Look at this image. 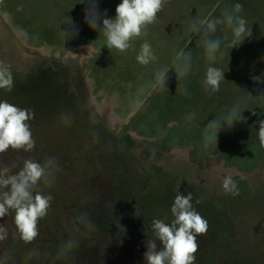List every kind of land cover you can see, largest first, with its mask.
Here are the masks:
<instances>
[{"label": "rangeland", "instance_id": "1", "mask_svg": "<svg viewBox=\"0 0 264 264\" xmlns=\"http://www.w3.org/2000/svg\"><path fill=\"white\" fill-rule=\"evenodd\" d=\"M120 2L95 0L102 18H114ZM237 3L243 5L237 15L246 20L251 33L241 42H233L227 23L217 24L213 33L206 27L193 30L198 20L223 19V13ZM87 7V0H0V62L10 66L14 78L11 92L0 89V101L34 113L29 124L35 140L31 151L10 148L6 155L0 154V174L26 159L47 163L51 158L54 183L49 187L42 182L37 190L53 197L48 225L54 224L56 212L62 229L71 233L74 246L66 252L72 261L79 259L81 240L75 221L89 227L88 215L78 214L90 205L92 196L81 198L84 186L101 174L144 180L150 171L151 191L156 193L178 179L190 184L186 181L174 188L175 193L205 185V191H194L199 199L193 207L208 218L209 225L206 234L197 235L195 264H210L209 251L228 243L245 250L250 247L264 264V147L258 134L259 122L264 120V0H166L146 35L134 38L124 52L107 48L104 34L85 19ZM70 27L77 34L65 39L63 31ZM206 39L221 40L215 61L207 58ZM145 42L156 59L142 65L136 57ZM181 50L185 56L178 58ZM189 62L190 69L180 76ZM209 67L224 72L215 92L204 83ZM164 69L167 78L161 87L157 73ZM234 108L243 112L246 121L229 126L227 117ZM105 126L120 141L114 155L124 160L113 171L101 154ZM215 133L217 142L205 148L206 135ZM129 155L139 163L135 159L128 164ZM226 176L237 183L239 193L263 196L248 206L253 214L242 219L243 226L235 225V234L218 236L211 217L216 214L222 222L223 208L217 199L209 198L230 194L222 187ZM62 197L76 207V217L62 212ZM161 202V207L151 205L160 207L157 211L165 213L170 224L173 200ZM56 235L65 244L61 232ZM231 264L252 263L245 257Z\"/></svg>", "mask_w": 264, "mask_h": 264}, {"label": "clouds", "instance_id": "2", "mask_svg": "<svg viewBox=\"0 0 264 264\" xmlns=\"http://www.w3.org/2000/svg\"><path fill=\"white\" fill-rule=\"evenodd\" d=\"M85 2V0H83ZM88 7L85 9V19L89 26L99 29L106 37L108 49H116L120 52L126 51L131 46L134 38L146 35L147 26L156 22L157 14L162 10L166 0H121L116 6L115 17H101L95 0H87ZM243 9V5L237 3L232 11H225L223 19H202L193 25L195 32L207 29L208 33L216 31L217 24L227 23L232 28L233 42H241L250 36V29L246 26V20L237 15ZM102 20V24H101ZM70 26L71 20L65 21ZM64 38H73L77 34L74 27L63 31ZM206 54L209 61L217 59V53L221 47L220 39H206L204 42ZM185 56L183 50L179 57ZM137 61L147 65L156 59L151 45L147 42L141 45ZM190 61V56L186 57ZM190 69V62L185 63L179 75L184 76ZM166 69L157 73V82L161 87L166 83ZM224 72L216 67H209L205 74V85L213 92L219 90ZM14 87V78L10 66L0 62V89L11 92ZM142 103V102H141ZM243 112L234 108L227 117V124L231 126L236 120L246 121ZM34 118V113L28 109L17 107L8 101H0V154L10 148L12 150L31 151L35 147L29 121ZM260 146L264 147V120L259 122ZM219 127V126H218ZM213 141L217 142V133L206 135L205 148ZM51 158L47 163H41L32 159H26L23 167L16 173L7 174L8 169L0 174V218L5 217L10 210L15 212L14 223L20 238L25 243H30L39 235L38 223L44 218L53 197L45 195L37 189L44 182L47 186L54 183V176L49 172ZM222 187L233 195L239 194L237 183L231 176H226ZM193 195L177 194L171 205L172 222L165 223L164 220L155 219L152 229L156 238L162 244L157 250L155 242L148 244V251L144 254L147 264H195V253L198 251L197 235L206 234L208 221L204 219L193 207ZM122 227V226H121ZM4 229L0 227V233ZM0 239H3L0 236Z\"/></svg>", "mask_w": 264, "mask_h": 264}, {"label": "flooded vegetation", "instance_id": "3", "mask_svg": "<svg viewBox=\"0 0 264 264\" xmlns=\"http://www.w3.org/2000/svg\"><path fill=\"white\" fill-rule=\"evenodd\" d=\"M105 128L107 132L104 136L102 134L101 154L107 157L106 161L111 164L113 171L117 162L123 165L124 160L118 155L115 156L113 152L120 142L119 139L110 128L107 126ZM45 150L47 152L49 148ZM15 156L18 157V155ZM128 159V164L131 163V160L134 162L135 159L139 163L133 155H129ZM38 161H40V158ZM132 164L134 165V163ZM22 167L21 163L14 164L9 170V174L18 172ZM146 173L144 180H136L133 176L129 180H118L114 179L113 176L101 174L102 177L90 180V183L84 186V195H81V198L92 196L89 200L90 205L79 209L78 214L88 215L87 224H89V227L80 224L79 220L75 221V225L79 227L78 233H80L81 238L77 246L79 247V259L75 261H72L69 252H66L68 247L74 246L71 245L73 241L71 233L62 229L61 223L56 218V212L54 224L52 226L48 225L46 215L38 223L39 235L34 241L25 243L20 238L14 223L15 212L10 210L5 217L0 218V227L4 229V232L0 233V236L3 237V239H0V264H147L144 254L148 251V244L155 242L157 250L162 247L153 232V220L161 219L165 223H169L167 215L162 211H157L162 206L163 202L161 201L163 199L174 200L175 196H172V194L187 195L191 192L193 204L196 199H199L198 195L195 196L194 194L195 189L200 188L205 191V185L196 184L193 186V190L175 193L174 188L183 187L186 181L190 184L187 179H178L172 181L166 188H159L156 193L151 191V183L154 181L151 178L152 174L150 171ZM259 187L261 188L262 184ZM0 191H3V189H0ZM259 194L254 193L252 196H246L241 193L233 195L230 192L228 196L209 198V200L217 199L218 204H222L223 208L224 220L222 222L218 220L220 216H217L214 212L213 214L216 217L214 218L213 215L211 217L214 232L218 236L221 234L225 236L235 234V225H238V227L243 226L242 219L248 214H253L251 209L248 210V206L253 205L255 201L262 198L263 195ZM59 200L61 201L62 212L65 211L64 214L68 213L76 217L73 213L76 207L68 203L66 197L59 198ZM152 203L160 205V207L152 206ZM249 211L251 212L248 213ZM204 219L207 220L208 218ZM139 225L142 226V230L135 233L134 227ZM58 232H61L65 244L60 242L56 235ZM140 234H142V238L137 237ZM223 243L227 244V239L223 238ZM228 244L227 247H213L212 251H209L210 264H231L236 260L242 262L245 257H250L252 264H263L257 258L258 252L249 250L250 247L245 250V247H230V244ZM91 257H94V259H91Z\"/></svg>", "mask_w": 264, "mask_h": 264}, {"label": "trees", "instance_id": "4", "mask_svg": "<svg viewBox=\"0 0 264 264\" xmlns=\"http://www.w3.org/2000/svg\"><path fill=\"white\" fill-rule=\"evenodd\" d=\"M140 230H142V226L139 225V226H135V227H134V231H135V233L138 232V231H140ZM137 237L142 238V234H140V235L137 236Z\"/></svg>", "mask_w": 264, "mask_h": 264}]
</instances>
